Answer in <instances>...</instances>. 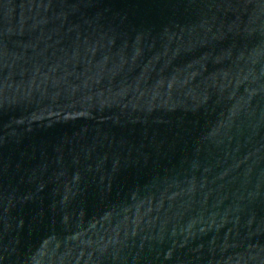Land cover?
Instances as JSON below:
<instances>
[{"label": "water", "instance_id": "1", "mask_svg": "<svg viewBox=\"0 0 264 264\" xmlns=\"http://www.w3.org/2000/svg\"><path fill=\"white\" fill-rule=\"evenodd\" d=\"M0 264H264V0H0Z\"/></svg>", "mask_w": 264, "mask_h": 264}]
</instances>
